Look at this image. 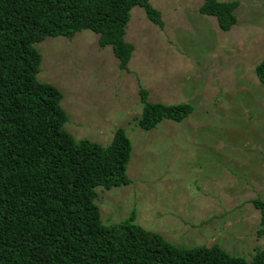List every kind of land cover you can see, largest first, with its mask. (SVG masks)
<instances>
[{"label": "rangeland", "instance_id": "1", "mask_svg": "<svg viewBox=\"0 0 264 264\" xmlns=\"http://www.w3.org/2000/svg\"><path fill=\"white\" fill-rule=\"evenodd\" d=\"M205 0H150L164 26L134 6L124 39L134 47L127 70L111 46L84 29L71 39L36 43L39 81L56 87L76 140L103 147L123 128L131 155L128 185L96 187L103 224L134 211V222L176 247L218 245L252 260L264 249V83L255 73L264 59V0L237 1L236 24L222 31L201 14ZM140 88L147 101L190 104L181 122L164 119L151 130L137 124Z\"/></svg>", "mask_w": 264, "mask_h": 264}, {"label": "trees", "instance_id": "2", "mask_svg": "<svg viewBox=\"0 0 264 264\" xmlns=\"http://www.w3.org/2000/svg\"><path fill=\"white\" fill-rule=\"evenodd\" d=\"M134 6L164 26L150 0H0V264H264V249L247 261L218 245L176 247L136 224L134 211L118 224L102 223L95 188L130 183L131 143L123 128L106 147L76 140L64 128L69 118L62 94L38 80L35 44L87 29L127 70L134 47L124 35ZM237 6L205 0L199 12L229 31ZM255 73L264 83V59ZM139 93L136 119L145 131L193 111L187 103H150L145 89ZM251 203L260 213L257 234L264 236V201Z\"/></svg>", "mask_w": 264, "mask_h": 264}]
</instances>
